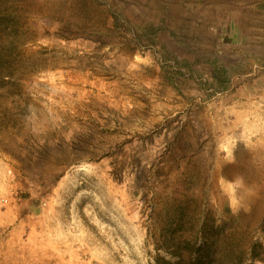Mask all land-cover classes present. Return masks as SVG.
<instances>
[{
    "label": "rangeland",
    "instance_id": "1",
    "mask_svg": "<svg viewBox=\"0 0 264 264\" xmlns=\"http://www.w3.org/2000/svg\"><path fill=\"white\" fill-rule=\"evenodd\" d=\"M0 264H264V0H0Z\"/></svg>",
    "mask_w": 264,
    "mask_h": 264
}]
</instances>
